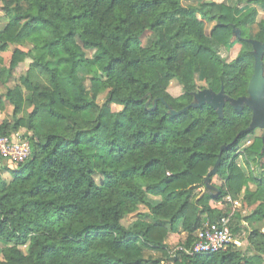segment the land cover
<instances>
[{
	"label": "trees",
	"instance_id": "16d2710c",
	"mask_svg": "<svg viewBox=\"0 0 264 264\" xmlns=\"http://www.w3.org/2000/svg\"><path fill=\"white\" fill-rule=\"evenodd\" d=\"M182 1L1 0L10 19L0 32V52L9 45L28 50L13 52L9 73L30 52L36 55L20 85L2 96L12 124L1 123L0 135L24 128L31 156L12 169L0 160V264H164L172 255V264H263L264 232L257 229L246 239L250 256L235 245L210 255L168 252L170 233L181 228L187 247L206 223L225 217L218 205L226 197L242 194L253 207L246 217L235 214L241 221H264L261 137L239 151L253 133L239 135L251 110L226 103L222 118L208 105L173 116L161 101L174 111L188 106L198 73L206 84L200 89L246 96L254 67L247 40L264 43V18L251 34L254 6L237 16L234 6L199 0L198 7H185ZM245 2L264 12V0ZM20 4L25 12L11 15ZM205 21L214 23L209 36ZM147 32L151 38L143 44ZM231 43L240 50L226 62L217 48ZM80 69L90 76V89ZM172 81L182 91L176 98L168 93ZM219 155L210 181L218 177L224 185L212 194L205 177ZM253 165L262 173L255 175ZM3 171H10L9 180ZM141 206L148 214L138 212ZM132 214L135 221L124 227L121 221ZM144 251L159 256L145 258Z\"/></svg>",
	"mask_w": 264,
	"mask_h": 264
},
{
	"label": "rangeland",
	"instance_id": "374dc122",
	"mask_svg": "<svg viewBox=\"0 0 264 264\" xmlns=\"http://www.w3.org/2000/svg\"><path fill=\"white\" fill-rule=\"evenodd\" d=\"M199 0H183L182 4L185 7L192 6V7H198ZM202 2L206 3H212L214 5H228V6H234L236 7V15L240 16L245 13V11L249 8H252L253 6L255 7L257 13V18L256 22H254V25L250 27V32L251 34H254V30L256 29V24L258 21H260L262 18H264V12L261 8L255 5H247L245 0L241 1L240 4H237L234 0H202ZM27 8L26 4H20L18 7H16L12 12L13 13H23L25 12ZM198 18L201 21H204L200 16ZM10 19V16L7 15L3 10H2V3L0 0V32L4 30L6 25L8 24ZM205 25V32L207 36H209L211 29L214 26V23H209V22H204ZM238 30V29H237ZM151 34L149 32L145 33L143 38H142V43L145 44L151 37ZM18 49L21 51L26 52V48L20 47V46H14V45H9L8 48L0 52V124L3 122L11 123L12 124V108L11 106L8 105V103L2 98L4 95L6 89L8 88H13L15 85H20L19 79L20 77H23L27 74V72L31 69L30 65L32 63V58L36 55L35 52H30V57L26 58L23 62L19 63L18 66L9 73V64L10 60L12 57L13 52ZM240 50V45L237 43H231L227 46H220L217 48V52L221 58H223L226 62H230L234 60ZM28 51V50H27ZM87 57H91V53L87 52ZM264 54V53H263ZM263 66H264V60H263ZM79 76L83 79L85 86L90 89V76L87 75L86 71L84 69L79 70ZM41 78V76H40ZM102 79V78H101ZM195 81L197 85V90H201L200 88L206 87V84L203 81V76L202 74L198 73L195 75ZM25 93V98H30L31 94L24 91ZM168 93L173 96V97H178L181 95L182 91L180 86L176 83V81H172L168 87ZM107 92L103 91L101 92L98 97H97V104L102 105L104 100L106 99ZM121 108L119 106H112L113 111H119ZM27 113L30 112V110L26 111ZM89 118L91 120H94L95 118V113L92 111L90 113ZM18 133L24 135L26 134V130L24 128H21L17 131ZM263 134V131L260 129H255L252 134L248 135L240 144L239 146V151H242L244 148L249 146L251 142L253 141L254 138L256 137H261ZM264 162V160H263ZM236 164L238 167L241 168V170L248 176V171L246 168L243 166V163L241 159H238L236 161ZM5 166L10 167L9 165L5 164ZM12 169V166L10 167ZM252 171L254 172L255 175L261 174L262 171L259 169L258 165H253L252 166ZM2 178L9 180L11 178V173L9 172H2ZM224 185V180L219 179L218 177H214L211 181H209V188L206 187L207 191H209L212 194H215L219 188H221ZM249 189H254V184L250 183L249 184ZM203 190H199L195 193V197L199 196L200 192ZM235 199L233 200L230 197H226L222 203L218 205V207L222 210L224 214H227L225 217H229V228L233 230H238L235 232L234 238L237 239L240 242V251L243 252L246 256H250L253 252L250 250V247L247 244V236L249 231L252 229H257L262 232H264V221L260 223H247L241 221L240 218L246 217L252 210L253 207H249L246 204H244L241 201L242 194L234 197ZM142 214H148L147 208L144 206L139 207V211ZM235 214H239L240 218L235 217ZM136 215H128L126 216L122 221V225L124 227H128L133 221H135ZM147 220H150V218H147ZM231 231V230H230ZM186 235L183 233L181 230L175 232V233H170L167 238H166V244L168 246V252L171 256L173 252L176 251L178 246L182 244V242L185 240ZM2 250H3V245L0 244V262L3 261L2 258ZM144 256L145 258H156L159 255L156 253L155 255H152L151 252L149 251H144ZM153 256V257H151ZM173 255L164 262V264H172L173 263ZM263 264H264V257H263Z\"/></svg>",
	"mask_w": 264,
	"mask_h": 264
},
{
	"label": "water",
	"instance_id": "95a60500",
	"mask_svg": "<svg viewBox=\"0 0 264 264\" xmlns=\"http://www.w3.org/2000/svg\"><path fill=\"white\" fill-rule=\"evenodd\" d=\"M239 30L233 29L234 36H239ZM252 47V55L254 58L253 73L249 80L247 87V95L237 99H231L224 93L223 87H221L218 93H214L209 89L196 90L192 93V102L180 111L172 110L163 100H161L168 110L170 115L176 116L186 112L191 108H200L204 105L210 106L218 115L219 118L223 117V109L226 103H228L234 110L240 111L243 107H247L252 112L251 122L247 129L240 132L239 135L248 134L255 129L263 131L261 136L262 148L261 152L264 153V66H263V53L264 43H260L255 40H247ZM155 107V102L154 106ZM224 147L221 148V153ZM220 161V155L213 168L208 172L205 177V187L209 188V181L211 176L216 174Z\"/></svg>",
	"mask_w": 264,
	"mask_h": 264
},
{
	"label": "built area",
	"instance_id": "2783aa9c",
	"mask_svg": "<svg viewBox=\"0 0 264 264\" xmlns=\"http://www.w3.org/2000/svg\"><path fill=\"white\" fill-rule=\"evenodd\" d=\"M30 156L31 146L22 134L15 132L10 135H0L2 163L15 168L18 164L27 161ZM228 224L229 217H223L216 223H206L195 233L194 240L189 246L180 245L176 251L188 256L210 255L223 252L231 245L239 247L240 242L232 236Z\"/></svg>",
	"mask_w": 264,
	"mask_h": 264
},
{
	"label": "crops",
	"instance_id": "0c3cea01",
	"mask_svg": "<svg viewBox=\"0 0 264 264\" xmlns=\"http://www.w3.org/2000/svg\"><path fill=\"white\" fill-rule=\"evenodd\" d=\"M195 83H196V81H195ZM4 164V163H3ZM4 166H5V164H4ZM10 168V167H9ZM156 199V198H155ZM157 200V199H156ZM181 230V228H179V231Z\"/></svg>",
	"mask_w": 264,
	"mask_h": 264
}]
</instances>
